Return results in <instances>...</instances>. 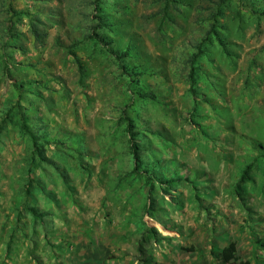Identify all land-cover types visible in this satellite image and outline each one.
<instances>
[{
	"label": "rangeland",
	"instance_id": "obj_1",
	"mask_svg": "<svg viewBox=\"0 0 264 264\" xmlns=\"http://www.w3.org/2000/svg\"><path fill=\"white\" fill-rule=\"evenodd\" d=\"M245 263L264 264V0H0V264Z\"/></svg>",
	"mask_w": 264,
	"mask_h": 264
},
{
	"label": "trees",
	"instance_id": "obj_2",
	"mask_svg": "<svg viewBox=\"0 0 264 264\" xmlns=\"http://www.w3.org/2000/svg\"><path fill=\"white\" fill-rule=\"evenodd\" d=\"M132 127V124L129 123L127 124L126 126V132L128 134V137H129V150H130V154L131 156L133 157V160H134V169H133V172L134 173H138L139 170L143 171L145 176V180H146V185L149 187V191H153V187H154V182L156 179V181L159 179L157 174L153 172V174H149L148 170H147V167L146 165L144 164V162L142 161V159H140V156H146V153H143L141 151V147L140 145L136 142V137H135V133L131 131V128ZM30 136V140H31V145H32V154L33 155H36L37 153L39 154L38 152V146H37V143H36V137L33 135V134H29ZM40 155V154H39ZM250 170V165L247 166L245 168V170L242 172V176H241V181H244L247 177V172ZM167 183H171V180H168ZM239 190H241L240 186L237 185L236 186V193L238 196H240L239 194ZM149 208H148V212H149ZM235 253H236V248H235V245L234 244H231L228 248L224 249L223 250V258H224V261H228V260H235L236 259V256H235ZM247 264V263H245Z\"/></svg>",
	"mask_w": 264,
	"mask_h": 264
}]
</instances>
